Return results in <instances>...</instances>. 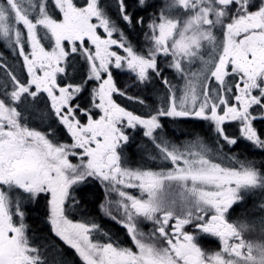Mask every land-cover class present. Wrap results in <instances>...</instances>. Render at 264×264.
<instances>
[{
    "label": "snow or ice",
    "instance_id": "snow-or-ice-1",
    "mask_svg": "<svg viewBox=\"0 0 264 264\" xmlns=\"http://www.w3.org/2000/svg\"><path fill=\"white\" fill-rule=\"evenodd\" d=\"M115 5L0 0V264H264V0Z\"/></svg>",
    "mask_w": 264,
    "mask_h": 264
},
{
    "label": "flooded vegetation",
    "instance_id": "flooded-vegetation-1",
    "mask_svg": "<svg viewBox=\"0 0 264 264\" xmlns=\"http://www.w3.org/2000/svg\"><path fill=\"white\" fill-rule=\"evenodd\" d=\"M101 3H102V5L106 6V9H107L109 15L115 16V9H116L115 0H101ZM134 38L139 42L144 41V37L141 38V34L135 36ZM142 44L143 43H141V45ZM0 50H2V49H0ZM170 73H171L170 69H168V68L164 69L165 75H169ZM120 78L123 79L122 76ZM132 85L137 86L135 83H132ZM148 85H150V84H148ZM137 87H140V86H137ZM128 89H130V87ZM128 91L131 95L134 96V94H135L134 91L133 92H130V90H128ZM117 102H121V100H118ZM129 103H131V102L129 101ZM165 129H166V132H167L169 137H173V138H177V139H185L186 138V133L184 131H177L176 127H174L172 125L166 124ZM194 131L195 132H201L200 128H194ZM188 134L190 135L191 133H188ZM201 135H204V133L201 132ZM245 143L247 144L250 142L245 141ZM240 149H241V141L238 140L237 143L232 146L231 150L233 152H240ZM152 151H154V149H152ZM255 151L260 152L261 150L255 149ZM144 162L147 163L148 161L145 160ZM78 195H80V193H78ZM249 198H251L253 200V204H254L255 203V201H254L255 197L250 196ZM260 203H261V201H259L257 207L259 206ZM248 208L252 209L253 206L248 207ZM104 218H106V217H104ZM100 221H101V224L103 227H106L113 232H119L121 234L123 233V229H121L120 226L118 224H116L114 221L109 220V219H108V221H106V220L103 221L101 218H100ZM29 223H33V222L30 220ZM46 225H47V223H46ZM150 227H151V225L147 224V223H145L143 225L144 231H148ZM47 228L49 230L48 225H47ZM41 233L42 232H40V233L37 232V235H42ZM50 239H51V241H55V244H57L59 246L58 249L55 246L52 247V249L49 251V257L50 258H55L58 261H63V264H82V261L80 260L78 254L75 253L74 249H71L70 246L64 244L63 241H60L58 237L54 236V234H52V237Z\"/></svg>",
    "mask_w": 264,
    "mask_h": 264
},
{
    "label": "trees",
    "instance_id": "trees-1",
    "mask_svg": "<svg viewBox=\"0 0 264 264\" xmlns=\"http://www.w3.org/2000/svg\"><path fill=\"white\" fill-rule=\"evenodd\" d=\"M0 51H6L4 50L3 46H2V42H0ZM156 86V88H153L152 92L149 93V86L150 85H146L145 87H136L135 88V94L134 96H144L147 98V101L149 104L154 103L156 104L157 102V97L155 92L156 89L160 88V91L163 93V89L160 87L158 82H154L152 83ZM144 88H148L147 90ZM147 91V92H146ZM264 127V126H262ZM135 147V145H133V148ZM139 158V155H136ZM135 162H133L134 164ZM103 193V189H93L91 191H85L84 193H80V195L82 196V203L85 206V209L88 210L90 209L93 213L98 214L99 213V207H98V203L99 200L103 198L102 196ZM253 200L251 198L248 199V207L253 206ZM250 209V208H249ZM33 219L31 220L34 223V227L36 228L37 232H42L41 234H47L48 233V228L46 225V222H44L42 216H40L37 212H34L32 214ZM103 221H108V219L104 218V217H100ZM39 236V235H38Z\"/></svg>",
    "mask_w": 264,
    "mask_h": 264
},
{
    "label": "rangeland",
    "instance_id": "rangeland-1",
    "mask_svg": "<svg viewBox=\"0 0 264 264\" xmlns=\"http://www.w3.org/2000/svg\"><path fill=\"white\" fill-rule=\"evenodd\" d=\"M144 36H143V34H141V38H143ZM145 39V38H144ZM134 40L135 41H137L135 38H134ZM140 43H143V42H140ZM171 70V69H170ZM193 70H195V65L193 66ZM172 71V70H171ZM146 86V85H145ZM145 86H143V87H145ZM137 86H133L132 84H131V86H130V89H128V90H130V92H133V91H135V88H136ZM156 88V86L154 85V84H150V86L148 87L149 88V93L150 92H152V90H153V88ZM148 88H144V89H148ZM147 92V91H146ZM155 94H156V96L155 97H157V102H158V99H160L161 98V96H162V92L160 91V88H158V89H156V92H155ZM151 105H155L154 103H151ZM190 133V132H189ZM148 148L149 149H151V145H148ZM147 150V149H146ZM152 150V149H151ZM132 152H135V147L134 148H132V150H131ZM139 160V158L135 155V156H133V162H135L134 164H133V166H136V161H138ZM135 194V193H134ZM254 201H255V205H256V207H257V205H258V203H259V201H260V199H259V197L258 196H256L255 198H254ZM257 237H258V233H257Z\"/></svg>",
    "mask_w": 264,
    "mask_h": 264
}]
</instances>
